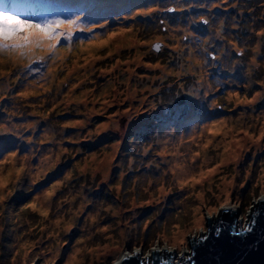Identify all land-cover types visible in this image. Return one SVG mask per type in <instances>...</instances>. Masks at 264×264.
<instances>
[{
  "label": "rangeland",
  "instance_id": "obj_1",
  "mask_svg": "<svg viewBox=\"0 0 264 264\" xmlns=\"http://www.w3.org/2000/svg\"><path fill=\"white\" fill-rule=\"evenodd\" d=\"M17 1L91 31L0 54V264L179 261L223 205L246 227L264 197V0Z\"/></svg>",
  "mask_w": 264,
  "mask_h": 264
},
{
  "label": "water",
  "instance_id": "obj_2",
  "mask_svg": "<svg viewBox=\"0 0 264 264\" xmlns=\"http://www.w3.org/2000/svg\"><path fill=\"white\" fill-rule=\"evenodd\" d=\"M240 215V208L223 205L213 221H208V232L192 238V254L180 261H173L178 252L169 248L166 260L158 249L151 262L145 263L139 249L128 252L119 264H264V197L255 202L245 228H238Z\"/></svg>",
  "mask_w": 264,
  "mask_h": 264
},
{
  "label": "snow or ice",
  "instance_id": "obj_3",
  "mask_svg": "<svg viewBox=\"0 0 264 264\" xmlns=\"http://www.w3.org/2000/svg\"><path fill=\"white\" fill-rule=\"evenodd\" d=\"M78 29L91 31V28H80L79 16L37 20L14 14L7 9L0 10V54H18L21 57L30 58L36 50L54 54L61 41H71ZM36 58L43 59L44 57ZM248 230L250 228L241 229V231Z\"/></svg>",
  "mask_w": 264,
  "mask_h": 264
},
{
  "label": "bare ground",
  "instance_id": "obj_4",
  "mask_svg": "<svg viewBox=\"0 0 264 264\" xmlns=\"http://www.w3.org/2000/svg\"><path fill=\"white\" fill-rule=\"evenodd\" d=\"M224 125H226V122H218V123L214 124L213 128L219 130V129L223 128ZM262 126L264 127V124ZM229 152L230 153H227L226 155H224V158H223L224 160H226V159H232L234 156H237L238 155L236 153L237 151H234V152L233 151H229ZM5 180H6L5 178L2 179V182H5ZM193 180H195V179L193 178ZM241 227H242V220L240 219V223H239V227L238 228H241ZM155 253L156 252H153V253H151L150 256L144 257L146 259V262L145 263H150L151 260H152L153 255ZM78 257H79L78 255L74 254L72 257L69 258L68 263L69 264H75L77 262ZM175 258L178 259V257H175ZM180 259L181 258H179V261H180Z\"/></svg>",
  "mask_w": 264,
  "mask_h": 264
},
{
  "label": "trees",
  "instance_id": "obj_5",
  "mask_svg": "<svg viewBox=\"0 0 264 264\" xmlns=\"http://www.w3.org/2000/svg\"><path fill=\"white\" fill-rule=\"evenodd\" d=\"M14 2L11 4L12 6H15V2L17 1V0H13ZM28 1V2H27ZM23 4H25V7L27 8V9H29V10H33L34 9V5H33V2H31V0H23ZM35 5H37V4H35ZM16 7V6H15Z\"/></svg>",
  "mask_w": 264,
  "mask_h": 264
}]
</instances>
